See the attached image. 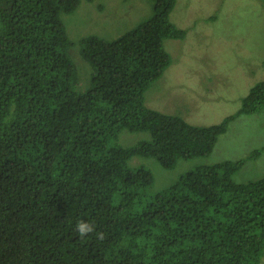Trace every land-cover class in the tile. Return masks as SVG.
<instances>
[{
	"label": "trees",
	"instance_id": "1",
	"mask_svg": "<svg viewBox=\"0 0 264 264\" xmlns=\"http://www.w3.org/2000/svg\"><path fill=\"white\" fill-rule=\"evenodd\" d=\"M81 2L0 0V264H261L264 173L234 175L264 147L156 193L152 172L129 161L209 155L230 121L264 107V80L210 126L150 108L145 93L172 63L163 40L187 33L171 20L176 0H155L126 34L83 39L94 73L79 91L62 14ZM124 130L152 139L124 146Z\"/></svg>",
	"mask_w": 264,
	"mask_h": 264
},
{
	"label": "rangeland",
	"instance_id": "2",
	"mask_svg": "<svg viewBox=\"0 0 264 264\" xmlns=\"http://www.w3.org/2000/svg\"><path fill=\"white\" fill-rule=\"evenodd\" d=\"M155 0H82L72 13L62 14L72 42L71 57L79 74L76 89L87 90L94 68L82 52L84 38H118L154 14ZM172 22L187 31L185 38L163 40L172 63L145 93L146 104L189 123L210 126L242 107L250 90L264 80V2L262 0H176ZM206 156L181 158L168 168L154 156L136 155L129 165L144 167L154 176L152 192L175 183L181 175L202 165L247 158L264 147V107L239 114ZM151 132L124 130L120 142L131 146L151 140ZM264 173V150L248 159L234 175L237 182L258 179ZM261 264H264V255Z\"/></svg>",
	"mask_w": 264,
	"mask_h": 264
},
{
	"label": "clouds",
	"instance_id": "3",
	"mask_svg": "<svg viewBox=\"0 0 264 264\" xmlns=\"http://www.w3.org/2000/svg\"><path fill=\"white\" fill-rule=\"evenodd\" d=\"M79 227H80V231L82 234L90 230L88 225L83 224V223H81Z\"/></svg>",
	"mask_w": 264,
	"mask_h": 264
}]
</instances>
